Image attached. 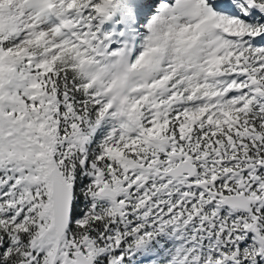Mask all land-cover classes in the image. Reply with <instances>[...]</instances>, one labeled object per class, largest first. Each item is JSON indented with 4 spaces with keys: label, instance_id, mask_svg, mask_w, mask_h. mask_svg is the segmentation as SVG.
<instances>
[{
    "label": "snow or ice",
    "instance_id": "snow-or-ice-1",
    "mask_svg": "<svg viewBox=\"0 0 264 264\" xmlns=\"http://www.w3.org/2000/svg\"><path fill=\"white\" fill-rule=\"evenodd\" d=\"M0 264H264V0H0Z\"/></svg>",
    "mask_w": 264,
    "mask_h": 264
}]
</instances>
